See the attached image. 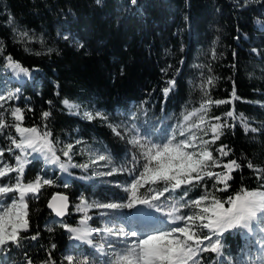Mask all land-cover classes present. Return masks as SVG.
<instances>
[{
    "label": "trees",
    "instance_id": "trees-1",
    "mask_svg": "<svg viewBox=\"0 0 264 264\" xmlns=\"http://www.w3.org/2000/svg\"><path fill=\"white\" fill-rule=\"evenodd\" d=\"M19 31L27 32L29 40L21 41ZM9 56L30 75H17L9 68ZM209 77L213 84L202 88ZM5 79L10 82L6 84ZM172 79L176 85L165 97L163 89ZM5 85L16 89L15 98L0 101V114L8 124L14 122L11 109L19 107L24 112L23 126L50 131L53 141H59L61 160L66 158L59 149L73 144L72 163H88L92 154L101 152L110 154L118 167L126 166L136 150L115 135L109 124H129L135 113L139 122L156 124L163 133L166 116L170 125L183 111L199 107L203 99L231 100L211 105L209 117L219 116L221 123L235 125L224 128V135L211 147L218 157L214 149L227 145L231 153L222 161L235 159L242 167L232 173L228 191L212 189L214 181H207V187L225 199L241 187L256 189L264 184L247 167L251 161L264 169V0H137L135 5L130 0H100L99 4L96 0H0V95ZM64 99L80 105L79 114L62 105ZM84 111H99L108 119L88 120ZM228 111L237 118L227 117ZM43 112L51 115L45 120ZM240 114L259 131L246 134ZM9 135H16L11 127L0 132V149L12 147ZM204 138L211 139V133ZM18 152L5 151L3 160L14 165ZM30 160L25 182L40 176L53 183L41 187L38 198L29 199L30 227L21 233L26 239L20 247L0 251V264H27L28 259L41 264L49 253L56 264H67L64 257L70 254L63 253L69 250L77 258L87 255L99 261L90 245L70 247V232L63 225L79 224L84 214L76 206L81 198L89 203L124 202L126 192L119 184H127L131 177L118 172L84 183V178L92 176L90 168L69 167L63 172L42 157ZM5 182H10L7 177ZM203 192V188L193 189L189 198L196 199ZM55 193L70 199L68 215L61 221H53L47 209ZM96 210L88 211L89 224L98 223ZM37 232V239L32 240ZM224 243V264H258L264 259V253L242 236L226 233ZM202 256L201 264H217L215 254Z\"/></svg>",
    "mask_w": 264,
    "mask_h": 264
},
{
    "label": "snow or ice",
    "instance_id": "snow-or-ice-1",
    "mask_svg": "<svg viewBox=\"0 0 264 264\" xmlns=\"http://www.w3.org/2000/svg\"><path fill=\"white\" fill-rule=\"evenodd\" d=\"M137 0H130L135 5ZM99 4L100 0H96ZM28 33H21V38ZM68 39V36H64ZM83 48V44L77 45ZM51 51V50H49ZM256 49H253L255 52ZM39 54V53H37ZM8 67L17 75L29 76L30 72L9 56ZM163 89L165 97L176 85L174 79L167 82ZM213 84V78L209 77L202 88ZM17 91H19L17 89ZM205 91V96H207ZM232 97L236 98L235 90ZM15 98L10 93L6 98L0 95V101ZM69 111L75 110L79 114L80 105L74 104L68 99L62 101ZM231 103V100H212L210 97L203 99L198 108L182 113V120L173 129L170 138L166 142L157 143L139 134L136 125L131 127L109 124L115 135L126 139L127 143L135 149L126 166L111 167L107 172H97L98 176H112L115 173L127 172L131 177L130 182L122 185L127 193L126 202H96L89 203L81 198L76 206L78 212L83 213L78 227L63 225L72 233V239L82 241L92 246L103 260H93L85 255L77 258L67 255L64 259L67 264H201L203 253H212L217 257V264H224L225 234H236L245 238L248 244H255L258 250L264 253V184L256 189L241 187L238 191L221 199L209 190L207 181H214L212 189L218 192H226L233 179L232 173L242 167L241 163L232 159L223 162L221 158L227 157L231 149L227 145H221L214 149L219 155H213L212 145L224 135V128H232L235 125L227 121L221 123V117H209L211 105ZM3 108V104H0ZM10 115L13 123L8 124L0 114V132L6 128H13L16 135H9L8 139L12 147L0 149V251L9 249L12 245L21 246V241L26 239L21 233L29 231L28 201L38 198L41 187L51 185V180L42 179L40 176L33 181L25 182V167L32 159L43 158L48 164L57 165L63 172H68L69 167H79L88 170L92 164L105 161L104 167L113 163L110 154H99L90 160V163H72L73 144H67L59 149L65 160L57 155L56 144L50 131H41L40 128L23 126L24 112L21 108L11 109ZM50 112H43L46 120ZM83 116L88 120L99 118L107 120L104 113L97 111L95 114L84 111ZM226 116L232 119L237 117L233 111H228ZM195 118V119H194ZM134 119V118H133ZM210 120L217 121L210 123ZM239 120L245 133L258 132L259 129L251 127L246 117L240 114ZM45 125V129H46ZM123 128V132L120 130ZM129 133H134L129 135ZM211 133V139H204ZM177 136L183 139H177ZM77 144L81 141H77ZM15 164H8L3 160L5 151L13 153ZM35 154V155H34ZM247 167L257 173L258 180H264V169H257L251 161ZM222 168V171L213 169ZM15 173V176L11 174ZM10 182H5V178ZM223 185V187H217ZM196 188H203L204 192L196 199L189 198V192ZM143 189V191H141ZM168 196H165V194ZM161 197H165L161 200ZM68 205V197L62 194L52 196L48 207L57 217L65 215ZM227 205V206H225ZM135 209L133 219L139 227L126 229L123 225L103 229H92L88 225L91 219L88 211L101 209L100 216H109L120 209ZM151 209L154 211H146ZM188 209L187 213L182 210ZM160 213L161 216L155 215ZM166 217V219H164ZM174 225L167 228L157 225ZM115 229V230H114ZM48 231H52L51 228ZM39 233L32 235L36 240ZM95 236L116 237L120 247L111 240L105 244H97ZM56 246L53 244L52 248ZM107 248V250H106ZM27 264H33L28 259ZM41 264H56L49 253L48 259ZM264 264V259L258 261Z\"/></svg>",
    "mask_w": 264,
    "mask_h": 264
},
{
    "label": "rangeland",
    "instance_id": "rangeland-1",
    "mask_svg": "<svg viewBox=\"0 0 264 264\" xmlns=\"http://www.w3.org/2000/svg\"><path fill=\"white\" fill-rule=\"evenodd\" d=\"M21 33H23V32L19 31V35H20L21 41H24L25 39L29 40L28 36L21 38ZM22 78L23 77L20 76V79H22ZM4 81H5L6 84H8V82H10L7 79H5ZM5 86H7V85H5ZM15 91H16V89L11 90L10 87L8 88V86H7L3 96H5L7 98L10 93L14 94ZM8 100L9 99H6L5 101H8ZM196 108H198V107H196ZM192 109H188L186 111H183V113L191 111ZM143 115H144V110H143ZM130 118H131L130 123L129 124H125L123 126L131 127L132 124H135L136 125V129H138L139 134L141 136H145L148 139L153 140L154 142L162 143V142H166L167 138H170L173 129H175L177 124L182 120V113L180 114V116L178 118H176V121L172 120V123L170 125H166V119H170V116H166V117L163 118V119H165V126H164L165 131L163 133H162V131H159V129L157 128L156 124H148V123H144L143 124V122H139L138 116H135V113H132L130 115ZM121 129H122L121 131L123 132V128H121ZM131 134H134V133H129V135H131ZM161 136H162V138H161ZM160 138H161V140H160ZM177 139H183V137L177 136ZM99 154H101V153L92 154L90 156V159H88V163H90V160L93 159L96 155H99ZM29 159H31V158L29 157ZM104 164H105V161H99L97 164H92L89 167L93 171L92 172V176H88L89 179L84 180L83 182L84 183H89V182H91L93 180V177H104V176H98V175H96V173L97 172H107V170H109L111 167H114L113 164L109 165L108 167H104ZM50 165H52V164H50ZM52 166H57V165H52ZM126 196H127V193H126ZM124 202H126V200ZM119 211L120 212L118 214H114V216H116L118 218V220H120V223L123 224V220L124 219L122 217L123 216L125 217L127 213H128L127 216H129V214L132 213L133 209L124 208V209H120ZM105 226H107V224L104 223V227ZM124 226L126 228L129 225L125 224ZM170 226H174V225L164 224L161 227L167 228V227H170Z\"/></svg>",
    "mask_w": 264,
    "mask_h": 264
},
{
    "label": "water",
    "instance_id": "water-1",
    "mask_svg": "<svg viewBox=\"0 0 264 264\" xmlns=\"http://www.w3.org/2000/svg\"><path fill=\"white\" fill-rule=\"evenodd\" d=\"M56 194H58V193H55V194H53V195H56ZM59 194L66 195V194H64V193H59ZM53 195H52V196H53ZM52 196L50 197V199H49V201H48V203H47V209H48V211L53 215V217H54L55 220H57V221H61L64 217H66V216L68 215V211H69V208H70V199H69V197L66 195V196L68 197V205H67V209H66L65 215H64L63 217H57L56 214H55V212H54L52 209H50V208L48 207V204H49V202L51 201Z\"/></svg>",
    "mask_w": 264,
    "mask_h": 264
},
{
    "label": "bare ground",
    "instance_id": "bare-ground-1",
    "mask_svg": "<svg viewBox=\"0 0 264 264\" xmlns=\"http://www.w3.org/2000/svg\"><path fill=\"white\" fill-rule=\"evenodd\" d=\"M80 112H81V111H80ZM56 167H57V166H56ZM87 175H88V174H87ZM89 175H90V174H89ZM87 179H89V178H88V177L84 178V180H87ZM84 180H83V181H84ZM84 199H85V198H84ZM102 211H107V210H102ZM146 211H152V210H151V209H146ZM100 212H101V211H100ZM100 212H99V213H100ZM93 229H97V227H94ZM72 235H73V234H72ZM71 240L74 241V242L82 243V241H77V240H74V239H72V238L69 240V242H71Z\"/></svg>",
    "mask_w": 264,
    "mask_h": 264
},
{
    "label": "built area",
    "instance_id": "built-area-1",
    "mask_svg": "<svg viewBox=\"0 0 264 264\" xmlns=\"http://www.w3.org/2000/svg\"><path fill=\"white\" fill-rule=\"evenodd\" d=\"M36 178H37V176L35 177V179H36ZM35 179H34V180H35Z\"/></svg>",
    "mask_w": 264,
    "mask_h": 264
}]
</instances>
